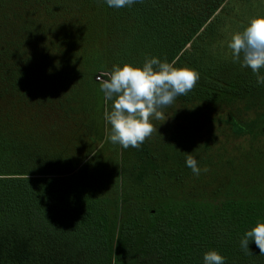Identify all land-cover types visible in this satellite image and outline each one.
Returning a JSON list of instances; mask_svg holds the SVG:
<instances>
[{
	"label": "trees",
	"instance_id": "obj_1",
	"mask_svg": "<svg viewBox=\"0 0 264 264\" xmlns=\"http://www.w3.org/2000/svg\"><path fill=\"white\" fill-rule=\"evenodd\" d=\"M235 1L144 0L115 9L105 0H0V264H204L210 250L226 257V264H264L254 242L252 255L240 247L244 233L264 220V192L254 184H242L230 197L192 195L175 209L163 201L197 177L186 165L188 154L201 169L211 165L203 152L207 145L199 147L202 152L183 147L199 127L196 112L188 113L181 132L170 128L169 143L154 132L140 149L121 150L122 161H134L138 196L152 204L135 213L120 198L116 175L121 177L122 161L110 146L100 149L104 110L97 131L84 105L78 111L91 119L80 120L83 125L75 112H64L74 116L66 134L68 118L58 108L73 101L68 94L75 74L59 72L71 48H79L76 59L90 54L102 64L104 57L107 71L125 63L142 67L146 58L157 57L200 74L194 90L174 104L197 106L200 122L206 109L220 108L225 117L219 122L232 137L253 141L257 150L264 145V84L233 63L231 50L221 44L228 27L243 31L250 21L253 0L234 12ZM103 72L96 76L99 84ZM84 126L90 133L79 136L81 142L77 134Z\"/></svg>",
	"mask_w": 264,
	"mask_h": 264
},
{
	"label": "rangeland",
	"instance_id": "obj_2",
	"mask_svg": "<svg viewBox=\"0 0 264 264\" xmlns=\"http://www.w3.org/2000/svg\"><path fill=\"white\" fill-rule=\"evenodd\" d=\"M235 6L236 7L234 12L245 6V0L235 1ZM248 10L252 11L250 17L248 18L249 20L253 17L264 15V0H253L250 9L248 8ZM228 29L230 30V32L227 33L226 39L221 42L222 45L227 47L229 41L231 40L232 34L237 31L233 29V27H228ZM78 50V47H73L68 51V54L62 58L59 72L67 73L66 71H72L69 72L68 75L70 76V74L73 75L74 73L75 80H73L72 78V83H70L69 87L70 92L68 94V96L71 97L73 101L69 103L70 105L66 104L65 106H63V110L62 106H58V108L62 111L61 114L64 119L65 116L66 119L68 118V115L64 114V112L70 113V115L71 113L75 112L78 115L76 118L79 117L78 121L83 125L80 120L91 119V116L87 117V114L78 111V109L82 105H84V111L88 110V113L90 112V114H92V119L95 118L97 131L99 123L98 116L102 113V109L105 111V108H109V105L105 104L103 93L100 90V84L96 81V76L101 71H107L108 67H106L104 57L102 60V64H100L97 59L93 60L95 57H91L90 54H87V58L90 57L88 59L85 57H83L81 60L76 59V51ZM97 64H99V66H96ZM95 66L97 67V69L95 68ZM92 71L93 73H89ZM94 78L96 82L94 81ZM50 89L51 93H53L52 87H50ZM42 91H45V93H47L46 87H42ZM54 105L57 106V104ZM197 108V106H179L173 104L170 108H166L164 110V116L165 118H167L166 121L163 122L162 120H152L150 118V122L158 130L157 133L160 132L162 142L165 141L169 143L168 136L170 134V128L176 130V132H181L180 130L182 128L185 129L188 125V120L190 119V115H188V113L196 112V114L193 116V122L195 124H198L199 127L197 129L196 126L194 131L190 133L191 137L189 136L187 144H183V147L185 150L187 149L193 151L194 149L191 148H193L194 146H196V148H199L203 145H207L209 149L203 150V152L206 153L205 156L207 157V159H212L211 165H206L209 171L205 174V178H202L201 176H197L195 178L194 176H192L191 178L186 180L183 188L174 187L172 198H163V201H170V206L174 207L173 209H175L176 206L180 207L182 206L181 204L186 203H180V201L190 200L192 195L206 194L207 199H213L218 198V192H220L219 194L223 193L222 196L228 194V197H230L234 195V190L238 189L241 191V188L243 187L242 184L245 183L254 184V188L260 190L261 192H264V145L258 144L256 150L253 141L232 137V135L226 129V125L219 122L225 117L224 111L220 108H217L213 113H210L208 109H206L200 115L201 122L197 118ZM180 111H185L183 117L180 116ZM207 114L209 117H214L217 120V124L210 125V123L206 122L204 115L207 116ZM247 117H254V114L249 113ZM73 119L74 116H71L66 120V122L63 123L64 131L66 134V128L68 130L73 128ZM86 133H90V131L86 132L85 126L82 127V129H80V131L78 132L77 136L81 142H83L84 139L79 136L86 135ZM109 142L110 141L105 140L101 144L100 149L106 145V150L110 146L111 150L109 149V153L112 154V156H115L114 153H117V157L121 162V150L123 148L119 144H113ZM63 144L65 147L69 146L67 142ZM176 145L180 146L182 144L180 143ZM73 146L74 145L71 144L70 147L74 148ZM201 150L202 149H200V151ZM129 159L131 162L129 161L128 163H125L124 160L121 162V169L124 168L121 170V177H119L120 173H118V176L116 175V178L120 180L122 184L120 198L125 201V207L134 210L135 213H140L141 211L137 210L140 206L148 207L152 204L150 205L149 200H142L138 196L140 189H138L135 183L136 181L133 178V171L132 169H130V167L134 164V161L132 160V158ZM259 169L262 171L261 173H258L256 171ZM115 172L116 171H114V174ZM164 182L170 184L177 183L169 178H165ZM115 183L116 182L114 181L112 182L113 185ZM199 204L204 205L203 203ZM158 205L161 204L158 203ZM149 218L151 220H154L156 216L152 215L149 216Z\"/></svg>",
	"mask_w": 264,
	"mask_h": 264
},
{
	"label": "clouds",
	"instance_id": "obj_3",
	"mask_svg": "<svg viewBox=\"0 0 264 264\" xmlns=\"http://www.w3.org/2000/svg\"><path fill=\"white\" fill-rule=\"evenodd\" d=\"M144 0H105L110 8H130ZM232 62L250 69L256 83L264 84V15L250 19L243 31L235 32L228 43ZM176 62L161 61L157 57L146 58L142 67L125 63L114 65L103 72L98 80L105 104V140L119 144L123 149H140L145 141L157 132L152 120L166 121L164 110L171 107L179 96H187L200 80V74L188 67L177 68ZM110 126V127H109ZM186 165L196 176L209 169H201L198 161L186 156ZM254 242L264 256V220L244 233L241 250L252 255L249 243ZM204 264H226V257L217 250L204 253Z\"/></svg>",
	"mask_w": 264,
	"mask_h": 264
},
{
	"label": "built area",
	"instance_id": "obj_4",
	"mask_svg": "<svg viewBox=\"0 0 264 264\" xmlns=\"http://www.w3.org/2000/svg\"><path fill=\"white\" fill-rule=\"evenodd\" d=\"M97 80H98V78H97ZM99 81V80H98Z\"/></svg>",
	"mask_w": 264,
	"mask_h": 264
}]
</instances>
